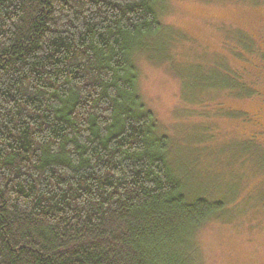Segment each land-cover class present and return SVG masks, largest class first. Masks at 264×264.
<instances>
[{
  "label": "trees",
  "instance_id": "16d2710c",
  "mask_svg": "<svg viewBox=\"0 0 264 264\" xmlns=\"http://www.w3.org/2000/svg\"><path fill=\"white\" fill-rule=\"evenodd\" d=\"M160 1L0 0V264H191L225 203L186 193L139 93Z\"/></svg>",
  "mask_w": 264,
  "mask_h": 264
},
{
  "label": "rangeland",
  "instance_id": "374dc122",
  "mask_svg": "<svg viewBox=\"0 0 264 264\" xmlns=\"http://www.w3.org/2000/svg\"><path fill=\"white\" fill-rule=\"evenodd\" d=\"M157 7L161 35L135 55L139 93L170 140L169 164L186 193L225 203L192 238L195 260L187 258L264 264V0ZM225 75L256 94L238 96Z\"/></svg>",
  "mask_w": 264,
  "mask_h": 264
}]
</instances>
